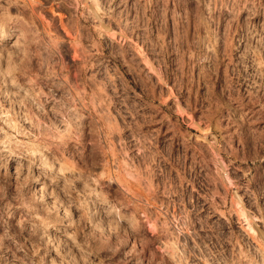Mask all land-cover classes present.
Instances as JSON below:
<instances>
[{
  "label": "rangeland",
  "instance_id": "obj_1",
  "mask_svg": "<svg viewBox=\"0 0 264 264\" xmlns=\"http://www.w3.org/2000/svg\"><path fill=\"white\" fill-rule=\"evenodd\" d=\"M19 1L0 264H264V0Z\"/></svg>",
  "mask_w": 264,
  "mask_h": 264
},
{
  "label": "bare ground",
  "instance_id": "obj_2",
  "mask_svg": "<svg viewBox=\"0 0 264 264\" xmlns=\"http://www.w3.org/2000/svg\"><path fill=\"white\" fill-rule=\"evenodd\" d=\"M16 1H17V0H16ZM20 1H21V0H20ZM20 1H19V2H20ZM22 1H23V0H22ZM26 1H27V0H26ZM30 1H31V0H28L29 3H30ZM9 2H10V1H9ZM9 2H8V4H10ZM11 2L14 3L15 1H11ZM24 2H25V1H24ZM24 2H23V3H24ZM28 2H27V3H28ZM31 4H35V2H34V3L32 2ZM15 5H17V3H15L14 6H15ZM24 5H25V4H24ZM29 5H30V4H29ZM14 6H13V8H14ZM18 6H20V5L18 4ZM18 6H17V7H18ZM27 6H28V5H27ZM31 6H32V5H30V7H28V8H31ZM35 6H36V4H35ZM35 6H34V7H35ZM18 8H19V7H18ZM24 8H25V7H24ZM24 8H23V9H24ZM32 8H33V7H32ZM35 8H36V7H35ZM34 10H36V9H34ZM34 10H33V11H34ZM30 11H31V9H30ZM46 29H47V28H46ZM46 29H45V30H46Z\"/></svg>",
  "mask_w": 264,
  "mask_h": 264
}]
</instances>
